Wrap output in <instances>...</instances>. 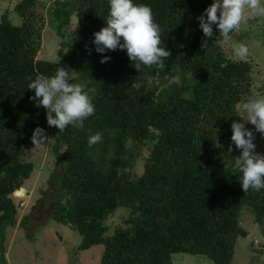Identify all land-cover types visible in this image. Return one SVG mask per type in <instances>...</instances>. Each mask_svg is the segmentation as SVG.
<instances>
[{
    "label": "trees",
    "instance_id": "trees-1",
    "mask_svg": "<svg viewBox=\"0 0 264 264\" xmlns=\"http://www.w3.org/2000/svg\"><path fill=\"white\" fill-rule=\"evenodd\" d=\"M212 2L134 0L151 7L171 53L162 69L140 71L126 50L96 51L93 34L106 26L109 0L51 2L60 63L38 57L44 40L32 13L37 0L16 3L19 24L0 3V231L19 221L15 192L36 168L27 160L33 130L40 126L48 136L47 112L30 99L29 77L52 76L62 65L86 84L95 113L82 130L52 127L51 175L38 201L57 184L51 215L79 231L80 250L102 245L100 264H172L175 253L232 264L238 241L249 235L240 224L244 208L264 232V189L243 192L231 141L232 122L246 119L240 105L264 95V82L256 84L257 65L229 56L222 39L205 42L197 17ZM103 56L110 59L101 63ZM97 132L102 140L90 147ZM119 207L129 212L112 229ZM247 248L264 252L255 236Z\"/></svg>",
    "mask_w": 264,
    "mask_h": 264
},
{
    "label": "clouds",
    "instance_id": "clouds-1",
    "mask_svg": "<svg viewBox=\"0 0 264 264\" xmlns=\"http://www.w3.org/2000/svg\"><path fill=\"white\" fill-rule=\"evenodd\" d=\"M109 3L106 26L93 34L96 51L104 53L119 48L126 50L138 71L142 65L162 69L171 53L164 45L161 36L163 30L156 22L151 7L134 3V0H109ZM255 18H264V0H213L197 20L206 42L213 38L227 41L242 23ZM234 52L244 59L249 49L246 44L239 43L234 47ZM109 59L103 56L101 63ZM75 79V70L62 65L52 76L37 73L34 79L29 77L27 88L34 91L30 99L36 101L37 107L46 109L48 126L58 128L59 133L69 125L82 130L84 121L95 113L93 97L86 84L74 82ZM239 111L245 114L246 119L241 116L232 122L231 141L241 153L237 158L242 173L240 184L245 193L249 189L260 191L264 189V153L256 151L255 133L264 137V96L248 98L240 105ZM248 123L254 126L255 131L246 126ZM31 139L37 146L46 143L49 137L44 128L37 126ZM101 140L102 133L97 132L89 137V146Z\"/></svg>",
    "mask_w": 264,
    "mask_h": 264
},
{
    "label": "rangeland",
    "instance_id": "rangeland-1",
    "mask_svg": "<svg viewBox=\"0 0 264 264\" xmlns=\"http://www.w3.org/2000/svg\"><path fill=\"white\" fill-rule=\"evenodd\" d=\"M2 1H6L2 3ZM55 0H37V6L32 13L36 15L39 26H42L43 47L38 57L52 61H59V37L56 27L51 24L47 15V10L51 2ZM19 0H0V3L7 6L10 11L11 19L16 24L21 22V18L14 11V6ZM1 4V6H2ZM3 11V6H2ZM51 21V22H50ZM78 22L77 17H73L72 24L75 26ZM42 24V25H41ZM52 42H56L52 46ZM244 43L248 46L249 52L244 59H250L261 73H257L259 79L256 84L263 85L264 82V18L250 19L242 23L240 29L231 35L227 41L223 40L224 50L234 59H241L234 52V47ZM188 94L191 95V85L188 86ZM264 96V95H262ZM254 130V126H253ZM49 131V133H48ZM47 131L49 140L44 144L35 146L33 141L28 151L27 160L33 161L36 168L31 178L21 189L22 194L17 195L20 204L19 217L30 218L25 225L16 226L6 225L0 231V264H100L103 253L102 245H94L90 249L80 250L82 235L68 224L56 221L52 217V202L56 195L57 184H51L52 189L47 195L46 200L38 201L41 198L43 190H46L52 167L51 144L53 142L52 127ZM255 131V130H254ZM257 145L256 151L264 152V137L260 133H255ZM238 157L240 150H237ZM144 170L142 162L136 166V171L142 173ZM16 193V192H15ZM129 212L126 207H119L113 218L112 229L115 225L122 223L124 216ZM240 224L249 231L247 238L238 241L235 258L232 264H264V252H254L247 248L250 239L257 237L264 244V234L255 222L254 214L247 208H244L240 215ZM172 264H215L210 259L201 255H191L187 253L173 254Z\"/></svg>",
    "mask_w": 264,
    "mask_h": 264
},
{
    "label": "water",
    "instance_id": "water-1",
    "mask_svg": "<svg viewBox=\"0 0 264 264\" xmlns=\"http://www.w3.org/2000/svg\"><path fill=\"white\" fill-rule=\"evenodd\" d=\"M55 44H56V42H52V46L54 47L55 46ZM22 189H19V190H17L16 191V193H15V195L17 194V195H21L22 194Z\"/></svg>",
    "mask_w": 264,
    "mask_h": 264
},
{
    "label": "crops",
    "instance_id": "crops-1",
    "mask_svg": "<svg viewBox=\"0 0 264 264\" xmlns=\"http://www.w3.org/2000/svg\"><path fill=\"white\" fill-rule=\"evenodd\" d=\"M263 234H264V232H263Z\"/></svg>",
    "mask_w": 264,
    "mask_h": 264
}]
</instances>
